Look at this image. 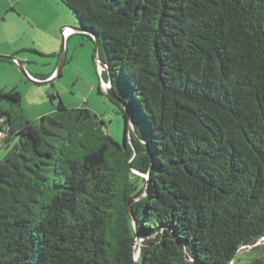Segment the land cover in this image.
<instances>
[{
    "label": "trees",
    "instance_id": "16d2710c",
    "mask_svg": "<svg viewBox=\"0 0 264 264\" xmlns=\"http://www.w3.org/2000/svg\"><path fill=\"white\" fill-rule=\"evenodd\" d=\"M62 3L135 135L0 89V264H264V0Z\"/></svg>",
    "mask_w": 264,
    "mask_h": 264
},
{
    "label": "rangeland",
    "instance_id": "374dc122",
    "mask_svg": "<svg viewBox=\"0 0 264 264\" xmlns=\"http://www.w3.org/2000/svg\"><path fill=\"white\" fill-rule=\"evenodd\" d=\"M13 1L19 3H15V6L21 11L24 26L22 27L20 24L17 26V23L12 21L9 23L0 21V43L15 45L24 42L31 46L32 51H26V53L17 56V59L22 63H29L22 60L24 57L32 58L33 64H28L25 67L26 71L38 69L46 71L45 73L49 75L55 68L58 70L62 63L60 78L35 83L32 78L29 79L20 70L17 62L12 66L0 61V89L5 93L16 89L21 94L22 121L35 122L54 112L55 107L62 101L68 109H89L105 121L108 133L115 140L123 142L126 124L123 114L110 101L104 88L105 81L102 73L107 75V72L102 70V66L100 68V64L95 59L94 41L79 35L74 36V34L71 35L73 37L70 40L68 39L71 36L67 40L63 39L64 42L61 38L58 40L56 37L58 23L61 22L63 28L76 27L73 25V23L76 24L74 16L62 3V0ZM4 3V0H0L1 20L4 17L15 16L10 12V9L4 6ZM38 49L46 52L55 51L56 57L47 59V57L41 56ZM49 61L52 62L51 65H46ZM107 87L109 88V86ZM52 95L55 96L53 100L51 99ZM15 144L16 141H12L9 147L0 151V161L5 159ZM144 177L146 178V176ZM143 195L145 196V193ZM262 241L263 244L264 239ZM249 251L250 249H247L239 258H245V255L250 253Z\"/></svg>",
    "mask_w": 264,
    "mask_h": 264
},
{
    "label": "crops",
    "instance_id": "0c3cea01",
    "mask_svg": "<svg viewBox=\"0 0 264 264\" xmlns=\"http://www.w3.org/2000/svg\"><path fill=\"white\" fill-rule=\"evenodd\" d=\"M4 1H5L4 6H6L7 9H10V12L12 14H15V16H11V18L4 17L2 20L0 19V21H2V22L6 21L7 23H9V21H12L13 23H17V26H18V24H20L23 27L24 26V20L21 17L22 16L21 11L19 9H17V7L15 6L16 4H19V3L15 2L13 0H4ZM61 25H62L61 22L57 24L56 37L58 38V40H60V38H61L62 41L64 42L63 38L61 37V33H62L61 29L63 28V27H61ZM73 25L78 26L74 23H73ZM79 34L80 33H76V34H74V36L79 35ZM79 36H81V35H79ZM72 37L73 36H71L68 40H70ZM82 37H84V36H82ZM32 50L33 49L31 48V46H29L28 44H25L24 42L21 44H15V45H13V44H7L6 45V44L0 43V54L15 57L18 64L22 63L17 59L18 54L26 53V51H32ZM39 50L40 49H38V52H41V56H45V57H47V59H53L54 57H56L55 51L46 52L45 50H42V51H39ZM22 60H26L27 62H29V63H22L24 65V67L28 66V64H33L31 57H28V58L24 57V59H22ZM0 61L6 62L12 66H14V64H15V62L7 61V60H0ZM51 63L52 62L49 61L46 65H51ZM34 64H36V63H34ZM28 70L31 73L29 71H26L27 72L26 75L33 77V78L37 79L38 81L51 80V78H53L54 76L56 77L58 74L56 68L49 75L47 73H45L46 71H42V70H38V69H36L34 71H32L31 69H28ZM60 77L61 76H59L58 78H60ZM58 78H56V79H58ZM53 79H52V81H53Z\"/></svg>",
    "mask_w": 264,
    "mask_h": 264
},
{
    "label": "water",
    "instance_id": "95a60500",
    "mask_svg": "<svg viewBox=\"0 0 264 264\" xmlns=\"http://www.w3.org/2000/svg\"><path fill=\"white\" fill-rule=\"evenodd\" d=\"M71 28L75 31V33L89 34V36H91L92 40L94 41V44H95V58H97V61L100 63V65L103 67V69L106 70V72L108 73V79H109L108 82H107L109 84V90L107 91L108 97H109L111 102H115V103L118 104L116 106L118 107L119 112L124 110L125 115H123V119H124V122L126 124L127 129H128V133H130L132 135H135L134 127H132L133 123H132V119H131V115H130V112L128 110V107H127V105L125 103H123V101H121L119 99V97L113 91L109 70H108L107 66L104 64L103 60L99 57V42H98V39H97L96 35L93 34V33L87 32L85 30H82L78 26L71 27ZM62 59H63V55L61 56V61H62ZM0 60H7V61H11V62L17 61L16 58L13 57V56H1V55H0ZM19 67H20V70H22L25 74H27V72L25 70V67H24V65L22 63L19 64ZM61 68H62V63L60 64L59 69L57 70V73H60ZM27 77H29V79L31 78L30 76H27ZM53 78H55V76ZM53 78H51V79H53ZM32 81L35 82V83H41V82H39L37 80H32ZM141 142L145 144L144 141H141Z\"/></svg>",
    "mask_w": 264,
    "mask_h": 264
},
{
    "label": "built area",
    "instance_id": "2783aa9c",
    "mask_svg": "<svg viewBox=\"0 0 264 264\" xmlns=\"http://www.w3.org/2000/svg\"><path fill=\"white\" fill-rule=\"evenodd\" d=\"M72 34H75V31L71 28V27H64L63 29H62V38L64 39V40H67ZM96 60H97V58H96ZM17 61H15V63H16ZM18 63V62H17ZM99 63V62H98ZM100 64V63H99ZM100 68H101V65H100ZM102 70H104V69H102ZM101 70V71H102ZM33 80H37V79H35V78H33V77H31ZM38 81V80H37ZM106 84V85H105ZM105 84H104V88H105V90L106 91H108V87L107 86H109V84L108 83H106L105 82ZM5 136H6V132L5 131H2V132H0V146H1V142H2V140L5 138Z\"/></svg>",
    "mask_w": 264,
    "mask_h": 264
}]
</instances>
